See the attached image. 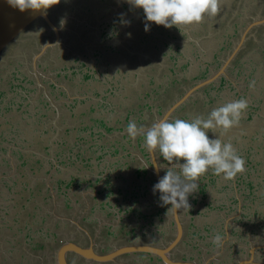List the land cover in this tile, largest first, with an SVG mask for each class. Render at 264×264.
I'll list each match as a JSON object with an SVG mask.
<instances>
[{"label":"rangeland","instance_id":"obj_1","mask_svg":"<svg viewBox=\"0 0 264 264\" xmlns=\"http://www.w3.org/2000/svg\"><path fill=\"white\" fill-rule=\"evenodd\" d=\"M103 1L106 0H66L64 4L49 9L50 20L60 28V43L47 49L35 60V64L33 59L39 53L41 46L54 39L53 32L40 19L29 25L20 35L19 46L18 43L13 46L15 53H9V49L0 55V175L5 176L4 182L7 183V187L1 185V191L6 193L5 197H2V202L12 204V207L15 204L19 208L17 212L23 209V215L22 217L19 215L18 219L26 222L29 227L32 222L36 226L28 230L24 227L22 229L24 235L21 236L19 234L22 231H19V234L13 233L10 237L11 240H7L6 232L1 231L5 228H0V264H56V250L63 242L68 240L76 242L77 234L83 235L91 241L94 236L105 234L98 229L99 225L109 222L115 217H108L104 212L111 208L108 206L109 203L117 204L116 200L119 198L118 193L111 197V191L106 183L108 175L106 169L110 170L108 172L110 182L113 181V174L120 173L123 176V180L114 181V183L119 182L121 187L125 184L138 183V175H133L131 170L120 166L119 163L124 161H118V164L114 162L118 156L120 158L121 154L134 152L135 148L132 143L136 139L131 142V139L126 137L118 143L104 144V140L99 138L97 133L104 132L103 128L112 127L113 129L107 134V140L114 139L116 141L120 139L118 130L120 126L118 127V125L125 126L120 130V135L123 136L127 135L126 125L132 121H135L138 127H150L159 118V112H163L164 108L172 104L178 96L176 90H173V100L168 104L162 87H167V78L159 77L158 71L151 70V67L148 66L134 68L135 75L132 76L131 66L133 63L129 62V58L116 54L117 50L113 48L117 49V46L120 45L122 48H127L132 54H137L139 59L146 56L153 61L158 60V50H161V46L156 45V48L152 49V46L145 43L155 40L154 35H151V39H145L144 43L137 41L136 38V35L144 30L143 10L132 8L126 3V0H111L107 10ZM228 1L230 0H222L221 5L224 3L226 5ZM118 8L120 9L118 14L124 15L126 18L125 22L120 23L121 19L117 18L119 15L115 16ZM251 11L255 13L252 18H258L260 12L255 8H251ZM238 12L247 15V9ZM61 20L64 21L63 25L60 23ZM113 21L119 22L118 25L114 27ZM151 24L155 25V23ZM194 25L185 26L184 31L190 34V31L193 30L196 33L195 30L198 26ZM206 26L202 30L203 34L200 32L201 36L196 33L194 37H189L197 44L199 57L202 61L212 59L218 50L217 43L220 40L221 30L218 29L217 32L216 28L213 32L204 33ZM160 30L168 33L165 31V27H161ZM243 30L239 29L238 33L240 34ZM166 34H159V37ZM254 34L253 31L248 33L249 37L255 39ZM261 36L264 35L261 34ZM235 42L236 40L233 39V45ZM109 46L112 48H107ZM226 55L227 53L222 57L219 54L218 59L223 61ZM196 62L197 66L199 60ZM220 65L219 62L208 68L210 72H213ZM202 66L204 67L205 64L203 63ZM263 66L261 63H253L254 72L249 77V85L248 83H239L241 76L230 77L231 75L227 74L222 83L215 84V88L209 90L208 95L204 94L193 98H200L201 102L199 103L205 101L206 108L211 112L213 108L223 105V102L219 103V100H214L213 95H217L225 101L226 94H228L227 81L231 80L233 86L238 89V99L244 98L248 102V108L243 117H246L249 111L251 119L240 122L239 126L228 132L239 135L236 138L230 137L228 133L222 136L225 142L230 140L238 154L245 160V171L238 174L233 181L225 182L209 170L199 180V187L206 185V181L208 183L206 188H202V194L207 196V202L219 205L208 211V218L215 226L218 227L221 223L225 226L227 221L233 226L241 221L246 224L245 227L238 225L240 226L238 230L241 231L236 230V234L233 231L230 233L231 240L236 241L233 244L237 245L238 243L246 250L251 246L264 245V201L262 200L264 199V161L260 164L258 158L264 149L258 151V154L250 145L245 149L240 138V133L243 137L247 136L246 141L250 140V136L264 134ZM239 70L236 69V72ZM71 77L73 79L70 81ZM151 79L156 82L154 89L150 88V85L148 86ZM180 88H183V85ZM139 99L144 106L142 111L133 106ZM47 105L51 107L50 110H47ZM101 105L105 106L100 107ZM195 106L194 100L182 111L178 109V113L175 112L171 115L170 121L177 118L191 120L197 115L202 116L201 107L195 108ZM89 108L94 109L91 115L88 114ZM12 110H16V112ZM152 110H156L157 116H154ZM258 116H261L259 117L261 119H258ZM99 117H103L104 125L95 123L92 125L94 120ZM85 124H88V127L85 130H80V135L87 136L92 143L96 141V145H104L102 149H98L106 152L105 158H109L108 165L100 174L94 171L97 170L94 166L89 164L84 166L89 156L82 154L80 147L73 148L70 144L75 141L76 132ZM257 127L260 129L259 131ZM39 133L45 134L49 143L65 139L68 141L60 145L59 151L61 148H65V153L57 157L59 161L52 154L53 148L50 149V159L43 158L42 150L45 147L42 139L36 136ZM90 134L92 136H89ZM207 134H211L209 138H216L212 132ZM216 134L219 135V130ZM234 141L239 144L237 147L234 145ZM78 144L82 145L79 142ZM116 147H119L118 153L115 152ZM8 155L11 156L7 158ZM157 156L159 167L164 173L161 174L163 177L168 165L158 151ZM11 160L14 162L12 166ZM48 160H53V165L57 161V164L63 167L64 174H58L57 170L59 169L54 170V167L52 170ZM92 161H94V156L90 157L88 163ZM261 169L263 171H260ZM113 171L115 172L112 173ZM110 173L112 174L110 175ZM71 175H75L78 179L71 180ZM59 177L65 180L69 179L63 185L64 187L68 185L65 190H61L57 184ZM13 179H19L16 185L11 184ZM199 187L196 193L201 195ZM58 189L70 199L72 208L69 211L63 210L65 199L58 194ZM26 190L29 191L28 195L25 194ZM137 190L139 195L136 191L130 192L129 201L134 205L147 203L150 208L153 206L160 210V207H157L159 202L150 194L152 189L148 191L142 187ZM9 194H12V200L8 199ZM23 195H26V198H23ZM252 201L262 203L263 210L259 211L260 208H256L255 211L250 210L249 208L254 206ZM26 203H28L27 206H25ZM38 203H41L40 207ZM4 207V204H0V213L3 212ZM227 207L230 210H226ZM150 208L144 209L146 215H138L141 216L138 217V221L146 224L163 216V214L159 215L160 211L153 213ZM206 209L203 206L202 211L204 212ZM5 212L0 215V219H3V215H9L13 210L6 209ZM154 215L157 216L152 217ZM257 215H259L258 218H261L259 230L254 228L256 225H253V230L246 234L248 222L255 220ZM64 218L71 219V223L62 221ZM143 224L141 231L145 228ZM113 230L115 231L114 227ZM244 235L250 238L248 244L240 239ZM107 237L111 242L116 240V245H113L114 249L118 248L117 245L121 246L115 237L108 235ZM171 240L170 238L166 239L165 244ZM189 242L190 244H186L187 251H191L190 255L196 258L200 240L191 237ZM7 249L10 250V253L5 256L4 253ZM260 250H264V246ZM26 251L29 252V255ZM214 254L216 255V252ZM247 254L246 252L244 257H247ZM69 255L68 262L78 264L74 261V256ZM261 256V262H258L256 258L255 262L264 264V255ZM175 257L177 256L175 255ZM148 262V258L139 259L132 254L117 260L118 264H148ZM152 264H157V262L153 261Z\"/></svg>","mask_w":264,"mask_h":264},{"label":"flooded vegetation","instance_id":"obj_2","mask_svg":"<svg viewBox=\"0 0 264 264\" xmlns=\"http://www.w3.org/2000/svg\"><path fill=\"white\" fill-rule=\"evenodd\" d=\"M65 1L66 0L61 1L58 5L64 4ZM110 2H111V0L103 1L104 7L107 10L110 7V5H109ZM237 4H238V0H230L226 4L227 6L225 5V3L221 5V7H223V11H220L214 17H210L209 18L210 20L208 22L203 21L202 30H204V28H205L207 23L208 24H213V30L216 29V28L221 30L220 33H219L220 40L217 43L219 51H216L214 53V56L212 57L211 60H206V61L204 60L203 61V63L206 65V67H204V68H207L210 65H213V64L219 63V62L222 65L223 61L218 59L219 53H221V51H225V48L227 46V42L229 40H230L229 41L230 45H228V47H230V52L232 51L233 47L236 44L235 43L233 45V42L231 41V38H232L231 35L236 33V31L239 32L238 31L239 29H245V27L248 26L249 24L253 23V21L255 19H260V18L264 17V0H241L240 6L238 8V11L239 10L243 11V10L247 9V13H246L247 15H244L242 12H238V11L236 13L235 6ZM55 7H57V5L53 6L52 8L54 9ZM52 8H50V10ZM251 8L252 9L255 8V9H257L260 12V15L258 16V18H252V16H254L255 13H253V11H251ZM118 10H120V9L118 8L116 10L115 16L117 17V15H119L117 18L121 19L120 23L125 22V19H126L125 16L118 14ZM47 15L49 16V10L47 12ZM142 18L145 20L144 15L142 16ZM226 18H228L230 20L232 19V23H231L230 26L229 25L227 26ZM242 18H244V19H242ZM49 19H50V17H49ZM40 21L44 25H46L49 30H51L50 27L44 21H42V20H40ZM113 23H114V27H115L116 25H118L119 22L113 21ZM143 27H144V30L140 31L136 35L137 41H139L141 43H144L145 39H150L149 35H147V34L143 35V33H148V32H150L151 29H149L146 32L145 31V25ZM115 30H117V29L115 28ZM119 30H120V27H119ZM251 31H253L255 33L254 34L255 35V39L249 37V35L247 36V39H246V41H245V43L243 44V47H242L243 49L240 50V52L235 56L233 61L230 63L229 67L226 69V73L230 74L231 75V76L229 75L230 77H239V76H241L240 77L241 80L239 81V83H248V85H249V77L254 72L253 63H261L262 66L264 65V36H261V34L264 35V24L254 26ZM141 32H143V33H141ZM16 43H18V45H19V40H18V42H15L14 44L11 45L12 48L9 46V48L4 53H6L9 49H10L9 53L10 52H14L15 53V50H14L13 46ZM145 43H147V42H145ZM109 47L112 48V46H109ZM113 48H115V50H117L116 54H119L121 57L129 58V60H130L129 62L133 63L132 66H136L137 67V66H139L138 63H141L142 60L145 61V56H142L139 59V57H137V54H135V53L132 54L131 52L128 51L127 48H122V47H120V45L117 46V49H116V47H113ZM133 56H135L136 59ZM226 57H227V55H226ZM226 57L223 58V59L225 60ZM214 58H216V60L213 63V59ZM220 66L218 67V69L220 68ZM37 67L39 68V65H37ZM236 69H240L241 71L239 70V71L236 72ZM233 71H235V72H233ZM214 72H216V70ZM237 73H239V74L236 75ZM227 74H226V76H227ZM222 76H224V75H221V78H222ZM199 81H201V80H199ZM199 81L198 80L195 81L194 84L196 85ZM227 84H228V88L226 87V90H227L228 94H226V96H227V98H225L226 100L223 101V99L219 98L217 95L213 96L214 100H219L218 101L219 103H220V101H222L223 104L227 103V102H231L233 100H238V93L239 92H238L237 87L233 86V83L230 80L227 81ZM193 85L188 87V88H186V89H182V93L181 94L176 92L178 94L176 99H178L179 97L184 95L186 92H188L193 87ZM206 88L214 89L215 88V81L212 82L211 84L207 85ZM196 96L194 94L193 97L192 96L189 97V101H187L185 104H183L179 109L182 111L184 108H186L187 106L192 104V102L195 100V104H196L195 108L196 107L197 108L201 107L200 108L201 109V114H202V116L206 117L210 113V111H208V108H206L207 104L206 103H199V102H201L200 98L193 99ZM176 99H174V101ZM11 101L14 102L13 99H11ZM219 105H221V104H219ZM46 107H47V110L51 109V107H49V105H47ZM168 107H165L164 111ZM12 111L16 112V110H12ZM164 111L163 112H159V114H160L159 118L164 113ZM247 116H246L247 118L246 117H242V118H245V119H241L240 122L249 121L251 119V114L249 113V111L247 112ZM259 117H261V116H258V119H261ZM119 126H120V128L118 130H119L120 139H118L116 141H114V139L113 140H107L106 139L105 141H103L104 144H106V143L107 144H112L113 142L114 143L115 142L118 143L120 140H123L124 138H126L125 136L120 135L121 134L120 130L123 129V127H125V126L118 125V127ZM103 130H105V128H103ZM257 130L259 131L260 129L257 127ZM228 134H229L230 137L234 136L235 138H236V136L239 135L237 133L233 134L232 132H230ZM104 135L107 138V133H104ZM209 135H211V134H208V136ZM36 136L41 138L42 141L44 142L43 146L45 147V149H44L45 152H42V153H43V158H46V159H50V155H51L50 149L51 148H53L52 154L54 155V158L57 159V153L59 151L60 145L63 144V143H67L68 142L65 139L64 141L63 140H59V141H54V142L52 141L53 143L52 142L49 143L50 141L46 139L45 134L39 133ZM142 136L143 135H138L136 140H135V142H133L134 140H132L128 136L129 139H131L130 141L133 142L132 146L135 148L134 152H126L125 155L121 154L120 158L118 156L117 160H114V162L117 163V164H118V161H124L123 163H121V162L119 163L120 166L122 168L126 169V170H131V173L133 175H136V176L138 175L137 176L138 183H132L133 186L131 184H129V185L125 184L123 187H121L119 182L114 183L115 180H123V176L120 173H117V174H113L114 177L112 179L113 180L112 182H110V179H109V182H108L109 188L108 189L111 191V197L113 196V194L118 193L121 196L127 197V199H129L130 192L132 193L133 191H137V189H141L142 187L143 188L145 187L146 190H148V191L150 189H152V192L150 194H151V196H153L154 199L156 198L157 201L159 202V205L157 207H160V210L154 208L153 206H151V208H150V205H148L147 203H142V205H140L139 207L141 209H146V208L149 209L150 208L153 213H155V211L156 212L160 211L159 215L163 214V216L158 218V220H155L153 222H148L149 225H155L157 227L153 231L152 235H150L148 237H144L142 234L139 235L140 231L142 229V226L141 225H137V224H132L131 226H127V224L126 225L125 224H119L116 228H114L115 231L114 230L112 231L113 226L115 227L116 225L112 224L113 222H112L111 219L109 220V222H105V223L99 225L98 229L102 233H105V234H103V235L98 234L99 235V236L97 235L98 237L94 236V239L92 238L93 239L92 241L88 240L83 235L77 234V238H76L77 241L75 243H77V244H79L80 246H83V247H89L90 245H92V249H93V251L96 254H108V253H111V252L114 251V246L113 245H116L115 244L116 240H113L111 242V240H108L107 235L110 236V237L111 236L115 237L117 239V243L118 244L121 243V246L117 245L118 248L123 247V246L145 244V245H150V246H154V247H158L159 249H162V248L170 246L171 242H173L175 240V238L178 237V233L179 232L177 230V223H176V221L174 219L173 212H169L167 214L170 205H162V202L160 201V193L159 192H156L155 194L153 193V187L156 184V178H155V175H154V172H153V166H152L150 154L144 147V138H142ZM230 137H228V138H230ZM241 137H243V135L240 133V138ZM244 137L247 138V136H244ZM210 139H215V138H210ZM241 140H242V138H241ZM235 141H234V145L237 147L239 144H237ZM245 141L242 140V143H243L245 149H247L248 145H250L252 149H255L257 154H258V151L264 149V134H262V135L261 134H257V135H254V136H250V140L246 141V143H245ZM228 142H230V140H228ZM70 144L74 145L73 148L82 146L80 144L79 145H75L74 141L72 143H70ZM136 145H138V146H136ZM121 146L123 147L124 145H121ZM102 147H104V145H96V141H94V143H92V146H91V150L96 151V155H101L100 158H98V156L94 155V161L90 162L91 166H94L97 169V170H94V171H96L98 174H100L98 172V170L101 169L102 172H103L104 169L106 168V165H108V162H109V160H108L109 158H105L107 153L104 152L103 150L102 151L99 150V149H102ZM139 148L141 149L140 151H139ZM121 151H122V149L120 150V152ZM115 152L116 153L119 152V147L115 148ZM136 152L139 153V154H137ZM260 154L261 155H259L258 158H259L260 164H262L263 161H264V152L261 151ZM154 155H155L157 166L159 167V163H158L159 159H158V156H157V152L154 153ZM48 161L50 162L51 169L53 170V167H54V165L52 164L53 160H48ZM57 161H59V160L57 159ZM57 171L60 173V170H57ZM144 171H146V172L144 173ZM260 171H263V169H261ZM106 172L108 174L107 178H106V180H107L109 178V173L108 172H110V170L106 169ZM114 172L115 171H113L112 173H114ZM160 172H161V174H164L161 170H160ZM112 173H110V175ZM260 175H262V174H260ZM71 176H75V175H71ZM89 179H91V178H89ZM68 180L64 179L63 185H65V183ZM205 183H206V185H203L202 187H199V189L201 191V195H199V193L194 192L193 194H191L188 197V203H189V206H190L189 208L181 207L180 209H177L178 217H180L178 219V221H179V223H180V225H181V227L183 229H185L186 224H189V226H191V228L192 227L193 228H197L194 225V220H195V217H198V218H196V220H198V222L204 221L205 224L210 226L209 230L212 232L210 237L213 238L214 234L217 233L215 231H218V229H219V231H221L224 225H223V223H221L217 227L208 218V211L213 209V208H215V207H218L219 205L217 203L211 204L210 201L207 202V196H205V195L203 196L202 188L203 187L206 188L208 186L207 181ZM114 189H115V191H114ZM119 200H120V198H118L116 200L117 204H118ZM252 202L254 203V206L250 207L249 208L250 210H254L255 211L256 208H260L259 211L263 210L262 203L259 202L260 203V205H259L258 202H255V201H252ZM203 206H205L207 208L204 212L202 211ZM136 208H137V205H134V207L131 209V213L139 214L138 211L136 210ZM221 208H223V207H221ZM227 209H229V207H227L226 210ZM69 210H70V208H69ZM107 216H108V214H107ZM156 216L157 215H154L152 217H156ZM258 216L259 215H257V218L255 220H250L248 222L246 234H247V232L253 230V225H256L254 228H258V230H259V228L261 226V218H258ZM139 217H141V216H139ZM241 226L245 227L246 224H243ZM239 231H241V230H239ZM116 232H118V233H116ZM183 234H184V236L182 235L181 240H178L177 243L169 250V256H170V258L172 260H177L176 257H175L176 253H174V255H173V252H178L177 255H178V258H179V256L181 255V251H179V249L183 248V250H185V252L181 255V257L184 259V257H186V255H185L186 252L188 253V251H189V250L187 251L188 247L186 248V244L187 243L190 244V242H189L190 241L189 240L190 236H188L189 234L187 232H184ZM168 238H170L172 240L169 243L165 244V240L168 239ZM179 239H180V237H179ZM206 239H211V238H206ZM240 239L245 241L246 244H248V242L250 240V238H248L246 235L241 236ZM72 241L74 242L75 240H72ZM257 251L260 254L259 256L264 255V250H260L259 249ZM129 254H132L133 256L136 257V253H129ZM71 255L74 256V261L78 262V264H83V263L84 264H118L117 260H120L121 257L127 256L128 254L121 255V256L115 258L114 261L104 262V263H99V262H95V261L79 258V257L75 256L74 254H71ZM137 255L139 256L138 257L139 259L145 258V257L148 258L149 259L148 264H151L153 262V259L150 260L151 253H139ZM69 256L70 255L67 256L68 260H69ZM189 256H193V255H190V253H189ZM181 257L178 259V261H182ZM130 258H131V256H130ZM87 262H89V263H87ZM157 263L166 264L163 261V259H160L159 262H157Z\"/></svg>","mask_w":264,"mask_h":264},{"label":"clouds","instance_id":"obj_3","mask_svg":"<svg viewBox=\"0 0 264 264\" xmlns=\"http://www.w3.org/2000/svg\"><path fill=\"white\" fill-rule=\"evenodd\" d=\"M6 3L21 13L30 10L33 14L46 16L60 0H6ZM126 3L143 10L146 32L151 23L178 29L199 24L205 16H216L221 6V0H126ZM60 23L63 25L64 21ZM247 108V100L241 98L213 108L206 117L161 119L147 128L138 127L135 121L126 125V134L132 140L143 135L145 149L150 154L158 151L167 162L166 174L153 187L154 194L160 193L162 205H170L167 214L190 207L188 197L198 191L200 178L209 170L225 182L233 181L245 171V160L222 136L239 126ZM218 130L219 135L216 134ZM208 132L214 133L216 138L210 139ZM160 170L156 166V172ZM221 242V235L214 234L213 243L219 245Z\"/></svg>","mask_w":264,"mask_h":264},{"label":"crops","instance_id":"obj_4","mask_svg":"<svg viewBox=\"0 0 264 264\" xmlns=\"http://www.w3.org/2000/svg\"><path fill=\"white\" fill-rule=\"evenodd\" d=\"M240 3H241V0H238V4L235 6L236 13L238 11ZM220 11H223V7H221V6H220ZM209 18H210L209 16H205L203 21L208 22L210 20ZM226 20H227V26L228 25L230 26L232 23V19L230 20V19L226 18ZM203 21L199 24L194 25V26H198V28L195 30L196 33H199V34H200V32L202 33ZM144 25L145 24H143V26ZM206 25H207L206 31L204 33L208 32V31L213 32L215 30V29L213 30V24L207 23ZM161 27H164V26H158L156 24L155 25L151 24L150 32L143 33V35L144 34L149 35L150 39H151V35H154L155 40L147 42L149 46H152V49H155L156 45L161 46V48H160L161 50L160 51L158 50V53H159L158 60L153 61L151 58L145 56V61L142 60V64L138 63L139 66H144V67L148 66L151 68H155L154 70L158 71L159 77H162L163 73H165V74H168V78L178 79V81L180 82L179 87L181 85H183V88H180L181 90L192 86L195 83V81H193L194 77H198V76L203 75V77L205 76L204 78L201 79V80H203V79L209 78L213 74V72L215 70H213V72H210L208 67H207V70L205 72L204 67H206V65L204 67L202 66L203 61L199 57L200 55L198 52L197 44L194 42L193 39H189L190 36L194 37L196 35V33H194L193 30L190 31V34H189L188 32L184 31L185 30L184 27L178 29L175 26H173L171 29L165 28V31L167 30V32H168L166 34L165 32H161V30H160ZM173 30H176L177 32L175 33ZM217 32H218V29H217ZM163 33L166 35L163 37H159V34H163ZM241 34H242V32L240 34H238L239 38H240ZM199 36H201V34ZM238 37L236 38V42L239 40ZM231 41L233 42V39H231ZM107 48H109V47H107ZM199 50H200V47H199ZM217 51H219V49ZM225 52L227 53V56H228V54L230 53V47L226 48L225 51H221L220 55H222V57H224V55L226 54ZM166 55H168V58L170 57L169 60L167 59ZM197 60H199V62H198V65L196 66ZM137 67L131 66V72L133 73L132 76L135 75L133 69L134 68L136 69ZM202 70H204V71H202ZM216 71H217V69H216ZM224 77H226V75L222 76V78H221V76L218 77L215 80V84L222 83L224 81ZM194 80H197V79H194ZM190 83H193V84H190ZM209 90L211 91V88L204 87V88L198 89L196 92H194V94H195V96L196 95L197 96H203L204 94L208 95L210 92ZM219 91H220V89H219ZM204 102H202V103H204ZM220 102H222V101H220ZM152 113H154V116H157L156 110H152ZM241 138H242V140H246V137H241ZM10 156L8 155L7 158H9ZM10 164H11V166L14 165L13 160H11ZM56 169L60 170V173H58V174H64V172H62V170H64L63 167L59 166L57 164V162L54 165V170H56ZM4 179H5V176L0 175V204L5 205V207L3 208V212L0 213V215L6 213L5 212L6 209H11V210H13V212H10L9 215H3V219H0V228H5V229H1V231L6 232V234H7L6 239L7 240H11L12 238H10V237L13 235V233L19 234V231H22V229H24V227H26V229L28 230L29 228H32V227L34 228L36 226L32 222L31 227H29V225L26 222L20 221L18 219L19 215H21V217H22L23 209H21L20 211L17 212V209H19V208L15 204H14V207H12L11 206L12 204L9 205V204H5V202H2V197H5L6 193H4L3 190L1 191V185L3 187L4 186L7 187V183L4 182ZM17 181H19V179H13L11 184L16 185ZM21 186H22V184H21ZM61 190H62V188H61ZM61 190H59V192H61ZM28 192L29 191L26 190L25 194L28 195ZM24 197L26 198V195H23V198ZM63 197H65L64 194H63ZM118 197L120 198L118 204L109 203L108 206L111 208H109L108 211L104 212L105 215L108 214V217H111V216L115 217L114 219H111V220L113 223L115 222L114 224L116 226H118L119 224H125V225L127 224V226H131L132 224L142 225L143 224L142 221H138V219H139L138 215H140V214L146 215L144 209H141L139 207L140 205H137L136 210L138 211L139 214H137V213L133 214V213H131V209L134 207V203L129 201V199H127V197H125V196L119 195ZM8 199L12 200V194L8 195ZM262 200L264 201V199H262ZM38 204L40 207L41 203H38ZM27 205H28V203L25 204V206H27ZM259 205H260V203H259ZM114 206H116V207H114ZM1 208H2V206H1ZM117 210H118V213H117ZM122 211H123V213H121ZM196 218H198V217H195L194 225L197 228H193V227L191 228V226H189V224H186L185 229H183L181 227L180 223H179V225H177V230L178 229L181 230V233L179 234L180 239H179V237L178 238L176 237L178 240H181L182 235L184 236V234H183L184 232H187L189 234L188 236H190V239H191V237H193V238H197V240H200V242H199L200 244H199V246H197L198 255L196 256V258H194L193 256H189V253H191V251H188V253L186 252V254H185L186 257H184V259H183L181 257V255L185 252V250H183V248L179 249V251H181V255L179 256V258L181 257L182 261L195 262L197 264H204V263H206V264H239L242 261H245V262L248 261V264H262V263L255 262V258L258 262H261L260 258L262 256H259L260 254H259V252H257V250L263 248L264 245L263 246H259V245L251 246L248 250H246V248L244 249L243 246H239L238 243H237V245L233 244L236 241L231 240V234L230 233L233 231L236 234V230H238L239 227L243 224L242 221L239 222V224H236L235 226L230 225L229 221H227V224H225V226H223L221 231H219V229H218V231H215V232L219 233L222 237V242L219 245H217V244L213 243V238L210 237L212 234V232L209 230L210 227L207 224H205L204 221L198 222V220H196ZM70 220L71 219L64 218L62 221H69L71 223ZM143 225H145V228L143 229V231H140L139 235L142 234L144 237H148V236L152 235L155 228H157L155 225H149L148 223L143 224ZM238 225H240V226H238ZM11 230H14V231H11ZM116 233H118V232H116ZM19 235L20 236L24 235L23 231ZM206 238H211V239H206ZM52 243H54V242H52ZM215 252H216V255L214 254ZM246 252L248 253L247 257H244L246 255ZM9 253H10V250L7 249L4 253V255L6 256ZM28 253L29 252H27V255H29ZM174 253H176V256H177L176 257L177 260H175V261H178V259H179L178 255H177L178 252H173V255H174ZM137 254H139V253L136 252V258L139 257ZM168 255H169V253H168ZM238 255H240V257H238ZM31 256H32V254H31ZM205 257H207V258H205ZM150 258L153 259L154 262L156 260L160 259L159 256L154 255V254H151ZM169 258H170V256H169ZM201 259H203V262H201Z\"/></svg>","mask_w":264,"mask_h":264},{"label":"water","instance_id":"obj_5","mask_svg":"<svg viewBox=\"0 0 264 264\" xmlns=\"http://www.w3.org/2000/svg\"><path fill=\"white\" fill-rule=\"evenodd\" d=\"M64 1V0H60ZM41 19L44 21L50 29L54 33V39L50 42L43 44L40 48L39 53L34 57L33 62L35 64V60L39 56H41L47 49L54 47L55 44L60 43V29L56 27L49 16H43L39 13L33 14L30 10L21 13L18 9L11 8L7 3L6 0H0V55H2L10 45L18 42L20 35L28 28L36 20ZM264 24V17L260 19H255L253 23L249 24L245 27L244 31L242 32L239 40L236 42L235 46L233 47L232 51L228 54L225 60H223V64L220 68L213 72V74L204 80L199 81L195 86H193L188 92L184 95L176 99L161 115L160 118L156 119L155 122H158L161 119H171V115L176 112L183 104L189 101V97L194 96V92L198 89L204 88L207 85L214 82L218 77L221 75H226V69L229 67L230 63L233 61L235 56L240 52L245 43L248 33L252 30L254 26ZM47 45V46H46ZM35 68V66H34ZM150 154V153H149ZM153 172L156 178V183L162 178V175L156 172V159L154 154H150ZM174 219L179 225L178 221V214L177 210L173 211ZM77 226V223H75ZM179 228V227H178ZM85 232V230H84ZM178 237L181 233V230L178 229ZM177 237V238H178ZM175 239L171 242L170 246L159 249L158 247L150 246V245H131V246H123L120 248H115L113 252L108 254H96L93 249L92 245L89 247H83L79 244L73 242L72 240H68L63 242L58 249L56 250L55 259L56 264H71L68 262L67 256L69 254H74L75 256L99 263L110 262L114 261L115 258L129 254V253H151L163 259L166 264H197L195 262H185V261H175L169 258V250L177 243L178 239ZM167 254V255H166ZM206 264V263H204ZM239 264H248V261H242Z\"/></svg>","mask_w":264,"mask_h":264},{"label":"trees","instance_id":"obj_6","mask_svg":"<svg viewBox=\"0 0 264 264\" xmlns=\"http://www.w3.org/2000/svg\"><path fill=\"white\" fill-rule=\"evenodd\" d=\"M41 20V19H40ZM167 31V30H166ZM236 31V30H235ZM238 32L236 31V33H234V34H232L231 36H232V38L231 39H236L237 37H238ZM104 38H105V36H104ZM103 38V39H104ZM105 40V39H104ZM230 41V40H229ZM227 42V46H226V48L228 47V45H230V42ZM19 46V45H18ZM11 48H12V46H11ZM110 48V47H109ZM226 48H225V50H226ZM229 48V47H228ZM219 54H221V53H219ZM134 58H135V56H133ZM166 57H167V59L169 60V58H168V55H166ZM136 59V58H135ZM216 60V58H214L213 59V63H214V61ZM152 70H154L155 68H151ZM218 69V68H217ZM204 70H205V72H206V70H207V68H204ZM204 70H202V71H204ZM152 76H153V74H151ZM164 77H166L167 78V81H166V84H167V87L166 86H162L163 87V89H164V94H165V96H166V101H168V104H170L171 103V101L173 100V94H172V91L173 90H176V92L177 93H179V94H181L182 93V90L180 89V87H179V84H180V82L178 81V79H172V78H168V74H165V73H163V76L161 77V78H164ZM205 77V76H204ZM203 77V75L202 76H198V77H194V79H197V80H201L202 78H204ZM73 79V77H71L69 80L71 81ZM193 79V81H197V80H194ZM156 84V82H155V80L153 81L152 79L149 81V83H148V86L150 87V88H152V89H154V85ZM161 86L159 85V88H160ZM102 106H105V105H101L100 107H102ZM133 106H135V108L136 109H138L139 111H142L143 109H144V106H143V103H141V101H140V99L138 100V101H136L134 104H133ZM90 110H89V112H88V114H92V112H93V108H89ZM134 111V110H133ZM176 113H178V111L176 112ZM132 114V113H131ZM97 124V125H104V121H103V117H99V118H97V119H95L94 120V122L92 123V125L93 124ZM128 123V122H127ZM88 127V124H85V126H81L80 127V129L78 130V132H76V137H75V141H74V144L75 145H79L78 144V142L79 143H82V146L80 147V150H82V154H84V155H88L89 156V158L91 157V156H94V155H96V151H93V150H91V146H92V141L91 140H89L88 139V137L87 136H83V135H80V130H85L86 128ZM89 128H91L90 126H89ZM111 129H113L112 127H106L105 128V130H104V132H99V133H97V135L99 136V138H101L102 140H106L107 138L105 137V135H104V133H109L110 132V130ZM91 133H94V132H91ZM89 136H92V134H90ZM125 137H128V135H125ZM114 143V142H113ZM116 143V142H115ZM136 146H138V145H136ZM71 147H74V145H72ZM128 147V146H127ZM45 148H43V152H45V150H44ZM141 149L139 148V151H140ZM65 153V148H61V151H59L58 153H57V157H59L60 155H62V154H64ZM79 155H81L80 153H78ZM96 156H98V158H100L101 157V155H96ZM89 158H87L86 159V163L84 164V166H86V165H91L90 163H88V161H89ZM97 158V159H98ZM39 162H40V160H39ZM98 172L99 173H101L102 172V170L101 169H99L98 170ZM146 171H144V173H145ZM72 178H71V180H77L78 178L76 177V176H71ZM70 180V181H71ZM95 180H98V179H95ZM69 181V182H70ZM63 182H64V179L63 178H61V177H59V180L57 181V184L60 186V189L62 188L63 190H65L66 188L65 187H67L68 185H66L65 187L63 186ZM109 182V178L106 180V183H108ZM58 185L56 186V188L58 187ZM60 189H58V194L61 196V197H63V194H64V196H65V193L63 192V191H61V192H59V190ZM136 193H137V195H139V191L137 190L136 191ZM64 199H65V201H64V211H68L69 210V208H72V205H71V201L67 198V197H64Z\"/></svg>","mask_w":264,"mask_h":264}]
</instances>
